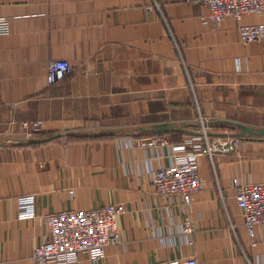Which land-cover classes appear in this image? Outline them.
I'll return each mask as SVG.
<instances>
[{
	"label": "crops",
	"instance_id": "0c3cea01",
	"mask_svg": "<svg viewBox=\"0 0 264 264\" xmlns=\"http://www.w3.org/2000/svg\"><path fill=\"white\" fill-rule=\"evenodd\" d=\"M207 13L186 0H0L12 20L0 46V264H34L46 214L108 203L125 208L124 243L97 264H184L193 254L204 264H264V226L252 244L233 184L264 180V135L198 154L201 189L188 206L152 180L192 150L173 144L199 138L201 118L211 139L235 132L227 121L264 127V40L242 41L229 16L213 28ZM56 58L73 70L50 86ZM35 120L41 128L26 139L23 122ZM161 122L184 129L159 132L168 144L135 143ZM91 131L101 134L75 135ZM77 264L95 263L82 253Z\"/></svg>",
	"mask_w": 264,
	"mask_h": 264
},
{
	"label": "built area",
	"instance_id": "2783aa9c",
	"mask_svg": "<svg viewBox=\"0 0 264 264\" xmlns=\"http://www.w3.org/2000/svg\"><path fill=\"white\" fill-rule=\"evenodd\" d=\"M198 2L207 7L204 22L218 28L226 17H232L238 25L242 41L264 40V20L247 22L244 17L250 13L264 14V0H186ZM12 29V20L0 16V46L2 37ZM73 66L66 58L51 59L47 63V83L50 86L66 77ZM42 121L23 122L27 128L26 139L40 130ZM199 134L202 138L185 139L173 144L177 152L192 150L175 155L168 165H162L153 172L155 190L173 199L182 198V207L192 202L194 193L201 189V178L197 162L198 154L211 158L218 151H225L239 145L240 137L233 132H223L211 139L207 123L201 118ZM135 143L143 147L168 144L167 138L160 133L139 137ZM236 202L245 218V226L252 244L258 241L257 226H264V180L243 182L233 179ZM125 211L121 204L108 203L89 209H64L46 214L47 230L43 239L33 250L34 264H77L82 253H87L97 264L112 245H122L123 235L119 216ZM194 221L185 218L182 233L189 236L194 231ZM192 242V240H190ZM184 264H204L196 255L188 256Z\"/></svg>",
	"mask_w": 264,
	"mask_h": 264
},
{
	"label": "water",
	"instance_id": "95a60500",
	"mask_svg": "<svg viewBox=\"0 0 264 264\" xmlns=\"http://www.w3.org/2000/svg\"><path fill=\"white\" fill-rule=\"evenodd\" d=\"M229 124L233 125V128H236V131L233 132V135L235 136H246V135H264V127H253L249 126L243 123L239 122H232V121H227ZM145 131L149 132H165V131H171V130H183V124H176L174 122H161V123H156L153 124L152 126L149 127H144L143 128ZM68 134L74 135L73 132H67ZM101 133L99 132H87V133H81V134H76L75 135H82V136H89V135H99ZM61 135L59 134H54L52 136H47L43 138H37V139H31L27 142H32V143H38V142H46L49 141L56 136Z\"/></svg>",
	"mask_w": 264,
	"mask_h": 264
},
{
	"label": "trees",
	"instance_id": "16d2710c",
	"mask_svg": "<svg viewBox=\"0 0 264 264\" xmlns=\"http://www.w3.org/2000/svg\"><path fill=\"white\" fill-rule=\"evenodd\" d=\"M234 131H236V129H234ZM76 138H84V137H76ZM28 144H30V145H36L37 143H32V142H30V143H28Z\"/></svg>",
	"mask_w": 264,
	"mask_h": 264
}]
</instances>
